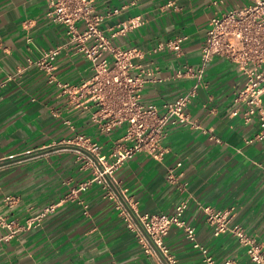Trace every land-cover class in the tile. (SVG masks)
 Segmentation results:
<instances>
[{
    "label": "crops",
    "instance_id": "0c3cea01",
    "mask_svg": "<svg viewBox=\"0 0 264 264\" xmlns=\"http://www.w3.org/2000/svg\"><path fill=\"white\" fill-rule=\"evenodd\" d=\"M48 2L0 0V213L26 225L44 206L58 204L41 224L13 235L0 226V264H161L162 257L147 252L139 231L128 225L117 200L101 183L91 181L96 170L89 159L93 153L74 142L83 135L84 144L98 142L108 154L125 128L101 132L91 120L88 100L75 93L73 85L92 73L88 59L72 45L58 57L55 80L35 66L26 68L28 59L67 39V27L47 17ZM92 2L97 12L111 13L102 24L109 35L120 22L142 17L143 24L111 41L141 51L136 61L155 71L142 100L162 104L194 84L193 77L177 78L175 73L184 65L199 64L215 12L254 0ZM179 35L187 36L180 53L158 48ZM244 82L234 63L216 56L187 107L197 126L169 125L161 159L138 152L115 170L120 186L138 200L143 213L172 214L187 200L184 217L196 227L199 241L217 264L227 259L257 263L234 234H214L203 205L236 206L232 224L244 226L264 251V138L249 142L263 125L258 115L246 122L245 105L235 100ZM28 149L34 152L9 158ZM177 164L181 175L171 183L168 170ZM9 194L20 198L12 207L4 200ZM165 241L180 264H205V252L193 245L182 227L173 225Z\"/></svg>",
    "mask_w": 264,
    "mask_h": 264
},
{
    "label": "built area",
    "instance_id": "2783aa9c",
    "mask_svg": "<svg viewBox=\"0 0 264 264\" xmlns=\"http://www.w3.org/2000/svg\"><path fill=\"white\" fill-rule=\"evenodd\" d=\"M47 17L67 27V39L54 47L44 49L34 59H28V66H35L46 71L50 80H55L57 60L64 48L73 45L88 59L91 75L79 84L73 85L76 94L88 100L86 107L91 108V120L104 133H109L117 126L124 125V133L116 141L107 154L101 151L98 142L89 145L83 135L77 136L74 142L93 153L89 157L96 167L91 181H98L107 189V195L117 200V208L125 217L128 225L139 231L140 241L149 253H158L162 257L161 264H180L165 241V236L173 225L182 227L187 238L195 247L205 252V264H217L212 255L198 239L196 227L188 223L184 217L188 201L182 200L174 213L141 212L139 202L129 195L128 189L120 186L115 177V170L128 158L138 152H147L156 159H161L165 149L162 139L169 125L184 124L197 126L187 112V107L197 94L203 83L205 73L216 56L234 63L245 77L243 87L236 94L237 103L245 105L244 119L250 122L258 115L263 128L255 135V139L264 138V0H254L242 6L217 11L210 18L204 42L201 48V59L197 66L184 65L176 71L175 77L191 76L195 79L192 87L172 101L162 104H146L142 100L144 87L154 80L155 71L143 67L136 59L141 51L136 48L116 46L111 37L125 33L143 24L140 15L132 16L120 22L111 34L102 27L111 13H100L95 10L92 0H48ZM81 25L84 26L81 28ZM186 35H179L158 48L167 47L177 52L182 51ZM1 40V36H0ZM137 69V72L133 71ZM23 69H20L22 72ZM67 87L68 83H59ZM237 108L234 113H238ZM212 139L220 142L217 136ZM80 141H83L80 143ZM34 149L21 153H13L9 158L32 154ZM176 166L170 167L167 180L177 183L180 178ZM88 184V183H86ZM19 197L6 195L4 198L9 207L16 205ZM51 203L42 208L26 225H20L15 219L0 213V226L8 228L13 235L25 227L41 224L42 220L57 208ZM206 219L214 227V234L231 232L246 247L249 258L264 264V251L257 240L248 234L242 225H233L237 208L232 205L215 208L211 205L201 206ZM225 264H235L227 259Z\"/></svg>",
    "mask_w": 264,
    "mask_h": 264
}]
</instances>
